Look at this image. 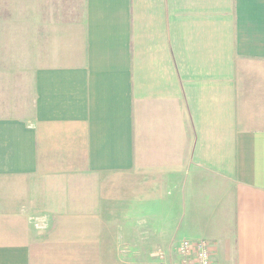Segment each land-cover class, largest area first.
<instances>
[{
	"label": "crops",
	"instance_id": "obj_1",
	"mask_svg": "<svg viewBox=\"0 0 264 264\" xmlns=\"http://www.w3.org/2000/svg\"><path fill=\"white\" fill-rule=\"evenodd\" d=\"M182 239L264 264V0H0V264Z\"/></svg>",
	"mask_w": 264,
	"mask_h": 264
},
{
	"label": "built area",
	"instance_id": "obj_2",
	"mask_svg": "<svg viewBox=\"0 0 264 264\" xmlns=\"http://www.w3.org/2000/svg\"><path fill=\"white\" fill-rule=\"evenodd\" d=\"M156 258L158 264H212L209 243L205 239H182L173 254L159 251Z\"/></svg>",
	"mask_w": 264,
	"mask_h": 264
},
{
	"label": "rangeland",
	"instance_id": "obj_3",
	"mask_svg": "<svg viewBox=\"0 0 264 264\" xmlns=\"http://www.w3.org/2000/svg\"><path fill=\"white\" fill-rule=\"evenodd\" d=\"M121 261H124L125 259H120Z\"/></svg>",
	"mask_w": 264,
	"mask_h": 264
}]
</instances>
